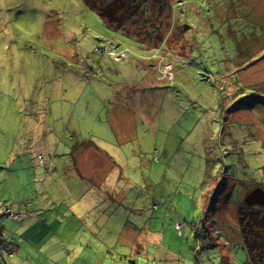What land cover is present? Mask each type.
Here are the masks:
<instances>
[{
  "label": "rangeland",
  "instance_id": "374dc122",
  "mask_svg": "<svg viewBox=\"0 0 264 264\" xmlns=\"http://www.w3.org/2000/svg\"><path fill=\"white\" fill-rule=\"evenodd\" d=\"M172 1L174 25L151 49L83 0H0V210L32 194L52 221L65 209L44 198L99 192L80 183L82 152H103L101 192L113 198L114 181L123 197L103 202L87 239L112 264H257L245 239L264 232V209L243 198L264 190V0Z\"/></svg>",
  "mask_w": 264,
  "mask_h": 264
},
{
  "label": "crops",
  "instance_id": "0c3cea01",
  "mask_svg": "<svg viewBox=\"0 0 264 264\" xmlns=\"http://www.w3.org/2000/svg\"><path fill=\"white\" fill-rule=\"evenodd\" d=\"M82 154L85 164L81 175L83 179L80 183L92 180L95 187L99 188V192L93 195L90 193L91 187H88L80 194L76 191L75 187L73 188L67 185L66 187H68V190L73 195V203H62L59 205L52 200L50 195L44 198V204H49L50 210L59 207L65 209L61 213L56 211L57 215L52 216L54 217L52 221L50 218L43 216L40 211V206L43 205L41 202L42 199L37 202L32 198V194L24 197L21 201L12 202L9 206L12 207L13 210L22 213L24 218L21 221H16L13 218H5L2 220L3 243L7 244L9 248L4 251V258L7 264H39L37 263V255L49 261L41 264H112L114 262V253L112 254L110 250L106 251L105 245L97 246L96 243L90 242L87 237L90 236L89 231L95 232L98 236L101 234L99 228L104 225L101 223L100 217V215L104 213L103 202L106 199L122 201L123 194L120 191L116 193L117 187L114 181H112L113 198L111 196L107 198L103 196L101 192L104 185L107 188H110L111 185L103 182L101 176L105 169L106 159L103 152H82ZM100 167H102V169ZM110 168L112 167L110 166ZM39 169H41V167L37 166V188L41 186L44 188L46 185L44 182L40 181L42 176L40 175L41 171ZM50 172L51 170L48 168L46 171V173H48L47 176L50 175ZM124 197H127L126 193ZM0 204L3 206L8 203L3 201ZM95 204H99L100 206L99 209H96V213L94 214L96 218L94 224L95 229L84 228L83 224H86L85 221H87V225L88 222H90L89 211L95 209ZM60 223L62 224V229L55 227V225ZM149 226L147 222L142 232V234H146L147 241L151 233ZM80 233H82L81 236H85L86 239L79 238L78 236ZM53 235L57 237L50 238ZM56 238L59 239L54 242ZM130 251L140 252L148 258L153 256V253L148 252L147 246H132ZM106 253H108V255H106ZM106 260H108L109 263H106Z\"/></svg>",
  "mask_w": 264,
  "mask_h": 264
},
{
  "label": "trees",
  "instance_id": "16d2710c",
  "mask_svg": "<svg viewBox=\"0 0 264 264\" xmlns=\"http://www.w3.org/2000/svg\"><path fill=\"white\" fill-rule=\"evenodd\" d=\"M83 2L98 14L105 25L116 32L137 39L139 43L151 49L164 43L175 22L172 14L175 6L172 0H83ZM175 228L180 231L177 225ZM253 229L255 228H252L250 234L257 236L264 234L262 228H259L257 233ZM211 235L210 231H204V237L210 244ZM258 250L261 251V248ZM254 253L259 257L262 255ZM258 261L257 264H264L262 257Z\"/></svg>",
  "mask_w": 264,
  "mask_h": 264
},
{
  "label": "built area",
  "instance_id": "2783aa9c",
  "mask_svg": "<svg viewBox=\"0 0 264 264\" xmlns=\"http://www.w3.org/2000/svg\"><path fill=\"white\" fill-rule=\"evenodd\" d=\"M112 54L113 59L116 61H121L123 58L125 60V54L120 52V55H117L118 53L115 51H108ZM168 66V70L165 76H170V78L172 77V72H171V66L170 64H167ZM165 65V66H167ZM163 67H165L164 65H162ZM170 70V71H169ZM163 74V75H164ZM168 78V79H170ZM5 218H13L16 221H21L24 218V215L20 212H17L15 210L12 209V207H4L3 210H0V264H7V262L4 260V249H9L7 244L3 243V228H2V220ZM177 228H179V226L177 225ZM2 251V252H1Z\"/></svg>",
  "mask_w": 264,
  "mask_h": 264
},
{
  "label": "flooded vegetation",
  "instance_id": "af4514ba",
  "mask_svg": "<svg viewBox=\"0 0 264 264\" xmlns=\"http://www.w3.org/2000/svg\"><path fill=\"white\" fill-rule=\"evenodd\" d=\"M255 187H261V186H255ZM256 205H258V204H256ZM258 206H261V205H258ZM239 207H240V205H239ZM261 208L264 209V205H262ZM249 231L250 230L248 229V232ZM245 244L246 245H245V248L244 249H245V251L247 253V259L250 260V261L256 260V262H259L258 260L260 259L261 256L260 257L258 256L256 258V257H253L252 255H249V254H252L254 252V249H257L258 250L259 248H261V245L264 244V234L261 235V236H257V235H254V234H250L249 237H246Z\"/></svg>",
  "mask_w": 264,
  "mask_h": 264
},
{
  "label": "water",
  "instance_id": "95a60500",
  "mask_svg": "<svg viewBox=\"0 0 264 264\" xmlns=\"http://www.w3.org/2000/svg\"><path fill=\"white\" fill-rule=\"evenodd\" d=\"M244 203L247 205H264V190L261 187H255L244 197Z\"/></svg>",
  "mask_w": 264,
  "mask_h": 264
}]
</instances>
